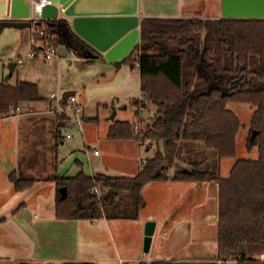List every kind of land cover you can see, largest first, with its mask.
I'll use <instances>...</instances> for the list:
<instances>
[{"label":"trees","instance_id":"trees-1","mask_svg":"<svg viewBox=\"0 0 264 264\" xmlns=\"http://www.w3.org/2000/svg\"><path fill=\"white\" fill-rule=\"evenodd\" d=\"M38 26L43 30L36 37L39 42L66 47L75 55H81L78 46L84 45L103 57L76 34L66 17L41 19ZM135 63L142 94L133 99L135 115L141 124L142 112L153 106L152 121L137 130L136 123L114 120L107 138L162 143L163 151L147 158L134 176L88 175L79 161L81 169L75 176L45 173L47 169L38 176L39 157L57 149L64 139L63 129L69 126L67 112L51 118L49 132L48 117L41 118L31 133L34 139L28 149L22 148L18 166L9 175L14 190L24 191L38 180L54 182L58 219L137 220L145 205L142 189L147 184L214 181L219 201L218 260L264 264V19L144 17L140 42L127 58L112 64L119 68ZM42 100L34 82H0V118L14 114L12 109L24 103ZM230 101L256 108L246 147L248 151L257 147L258 158L236 160L230 175L222 177L220 161L236 156L242 126L227 107ZM190 142L202 143L204 148ZM206 149L213 158L205 155ZM176 162L189 168L170 175L169 168ZM4 219L0 217V222Z\"/></svg>","mask_w":264,"mask_h":264},{"label":"crops","instance_id":"crops-1","mask_svg":"<svg viewBox=\"0 0 264 264\" xmlns=\"http://www.w3.org/2000/svg\"><path fill=\"white\" fill-rule=\"evenodd\" d=\"M199 1L139 0V17L141 20L144 17H198L193 15L189 6ZM213 1L220 2L222 14L221 0ZM59 17H63L61 12ZM218 17L219 15L208 18ZM68 19L72 24V19ZM78 51L86 60L104 61V57L101 58L84 45H79ZM21 58L22 56L18 60ZM18 60L16 63L12 62L14 65L9 68V77L19 67ZM33 61L25 59L23 64ZM51 61L55 62L56 59ZM128 66L139 71L137 63L125 64L119 68L114 65L117 73L124 71L125 78L130 75V71L126 69ZM138 75L140 84V71ZM67 91L76 93L71 89L64 93ZM42 97L43 101L22 104L20 114L0 118V217L5 218L0 222V264H137L140 261L147 264L162 261L167 264H220L218 184L214 181L169 180L147 184L142 189L145 205L137 220L58 219L55 206L56 185L52 181L38 180L31 188L16 192L9 175L18 166L22 148L28 149L30 141L34 139L31 133L38 119H41L39 117H48V122H51L52 114L34 116L47 111L49 95ZM41 102L45 104L43 110L37 107ZM113 116L102 138L94 140L86 132L90 144L84 142V154L92 167V176L97 173L134 176L147 158L152 157L159 149H164L162 143L108 139V129L118 117L117 109ZM83 120L85 124L83 123L82 130L79 128L82 134L87 131L85 128L89 123L85 117ZM137 124L142 129V125ZM68 128L69 126L65 129ZM63 136L62 143L68 138L64 132ZM95 150L98 154L94 153ZM55 158L58 166V157ZM186 166L188 165L185 163L176 162L169 168L170 175ZM53 171L59 173L57 167ZM59 174L68 176L65 173ZM151 220L156 222L155 236L153 235L151 249L147 254L151 257L143 252V237L142 242L137 239L132 248L119 244L115 238L113 227H116L118 237L123 238L130 233L127 230L128 223H135L133 227L139 228L137 233L144 236L145 224ZM114 221L123 222L114 224ZM158 228L160 234L156 241Z\"/></svg>","mask_w":264,"mask_h":264},{"label":"rangeland","instance_id":"rangeland-1","mask_svg":"<svg viewBox=\"0 0 264 264\" xmlns=\"http://www.w3.org/2000/svg\"><path fill=\"white\" fill-rule=\"evenodd\" d=\"M189 10L192 11L193 15L198 17L208 18L217 17L218 15L222 17L220 2L218 1L200 0L197 3H192L189 6ZM30 51H32L31 27H6L3 30L0 28V82L4 80H8L12 84L16 83L17 80L34 82L38 84L42 96L52 93L62 94L64 91L71 89L76 91V104H80L82 107V111L77 115L72 110L67 111L69 116V128L63 129V132L65 134H71L72 137L65 138L64 143H59L57 149L50 154L49 152L46 153V155L48 154L46 157H39L40 159H38L39 161L35 173L38 176H43V170L47 169L45 173L54 172L53 170L57 167L59 173L75 176L81 169L78 165L79 161L83 163V171L90 175L92 167L87 160V155L84 154V142L88 145L90 144L86 132L89 134L88 136H91L94 140L102 138L111 122V117L115 109L118 110L117 120L129 121L134 124L139 123V119L135 115L136 108L133 105V99L138 98L141 94L139 71L132 66H128L126 69L130 71V75L128 78H125L124 71L117 73L112 63L105 60L89 63V60L84 59L82 55H75L73 52H69L66 56H62L59 59L55 58V62L51 60L42 62L33 59V62L19 64L16 72L13 73L12 77H9L10 63H16L20 56ZM105 104L107 105L104 106ZM44 105L45 104L41 102L37 107L43 110ZM113 107H115V109H113ZM227 107L238 116L242 126L236 139V156L223 158L220 161L222 177H228L230 175V170L236 160H255L258 158L257 147H254L250 151H248L246 147L247 138L250 133L251 120L256 109L255 106L249 103L230 101ZM150 108L151 110L148 109L142 112L144 119L140 124L142 128H145L146 125L152 121L151 116L153 115L154 108L153 106H150ZM44 113L47 114V111L34 116H40ZM52 115L53 117L57 116V114ZM52 115L50 116L51 118H53ZM77 117H85L86 122H89L85 128L87 131H85L84 134L79 130L76 122ZM81 120L82 123L85 124L83 118H81ZM46 124L49 132L52 123L47 122ZM48 136L50 137V135ZM190 144L204 148L202 143L190 142ZM33 150L34 148L30 149V152ZM205 155L213 158V154L208 149H206ZM55 156L58 157V166H56L55 163ZM45 158L46 162L44 161ZM186 167L189 168V166ZM114 175L120 176L119 174ZM120 222L123 221H114V224ZM133 226H135V223H128L129 228H127V230H129L130 233L125 234L126 236L123 238H120V236L118 237L116 227H113L115 238L119 244L132 248L134 244L136 245L137 239L142 242L143 237V247L145 235L143 236V234L137 233L139 228H134ZM159 230L158 228L156 241L160 234ZM147 256L151 257L149 255ZM110 264L122 263L113 262ZM227 264L237 263L235 261H229Z\"/></svg>","mask_w":264,"mask_h":264},{"label":"water","instance_id":"water-1","mask_svg":"<svg viewBox=\"0 0 264 264\" xmlns=\"http://www.w3.org/2000/svg\"><path fill=\"white\" fill-rule=\"evenodd\" d=\"M43 10V19H56L59 14L72 19L74 31L104 57L113 63L127 58L140 42L141 19L139 0H53ZM222 17L264 19V0H221ZM30 0H0V28L31 27ZM68 48H60L66 56ZM14 63L10 64L11 66ZM72 91L64 93L66 100ZM115 114V110L113 115ZM114 117V116H113ZM255 132L252 138L255 137ZM65 195V189H61ZM155 221L145 224L143 252L151 249ZM155 264H166L156 262Z\"/></svg>","mask_w":264,"mask_h":264},{"label":"built area","instance_id":"built-area-1","mask_svg":"<svg viewBox=\"0 0 264 264\" xmlns=\"http://www.w3.org/2000/svg\"><path fill=\"white\" fill-rule=\"evenodd\" d=\"M53 0H30V18L31 21V43H32V51L25 53L21 59L18 60V64H23V60L25 59H36L42 62H47L52 59H59L60 56V48H56L53 46H49V44H44L42 42L37 41L36 37L43 33V30L38 26L39 21L43 19V10L48 5H54ZM69 53V52H68ZM67 53V54H68ZM76 93L70 95L66 100L64 99V93L62 94H50L48 97V108L47 113L50 114H62L67 112L68 110H72L76 115L82 111V107L80 104H76ZM138 98H142V94L139 95ZM12 113L20 114L21 108L18 107L16 109H12ZM33 113V112H32ZM83 117H77L78 127L82 130V120ZM139 130V126L137 127ZM71 134H66V137L70 138ZM95 154H98V151H94ZM261 260L264 261V254L261 256ZM220 264H223L219 261Z\"/></svg>","mask_w":264,"mask_h":264}]
</instances>
